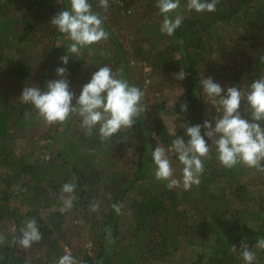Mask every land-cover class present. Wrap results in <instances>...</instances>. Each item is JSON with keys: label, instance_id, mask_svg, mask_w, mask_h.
<instances>
[{"label": "trees", "instance_id": "obj_1", "mask_svg": "<svg viewBox=\"0 0 264 264\" xmlns=\"http://www.w3.org/2000/svg\"><path fill=\"white\" fill-rule=\"evenodd\" d=\"M108 2L105 12L99 0H89L108 38L71 53L72 41L50 23L69 0H0V264H58L67 249L77 264H246L242 241L255 254L253 264H264V250L255 246L264 238V173L222 166L212 146L202 158L200 183L170 190L155 179L151 158L157 145L164 147L180 177L183 165L170 149L175 138L189 137L184 127L169 130L164 110L184 125L209 120L215 126L219 102L205 95L203 78L246 92L264 76V0H219L212 13L189 10L188 0H180L170 16L183 20L172 36L160 31L157 0ZM65 55L67 65L60 59ZM61 66L76 96L99 67L122 70L144 92V113L104 141L98 128L87 135L76 114L47 125L19 98L26 86L47 91ZM181 69L188 75L177 80ZM174 81L184 89L168 109L156 84ZM241 112L247 118L244 102ZM71 182L77 184L73 207L62 213L67 194L61 188ZM33 218L42 240L23 249L15 237Z\"/></svg>", "mask_w": 264, "mask_h": 264}, {"label": "clouds", "instance_id": "obj_2", "mask_svg": "<svg viewBox=\"0 0 264 264\" xmlns=\"http://www.w3.org/2000/svg\"><path fill=\"white\" fill-rule=\"evenodd\" d=\"M218 3L219 0H188L187 8L197 13H212L216 11ZM69 5L68 9L58 12L50 21L60 33L66 34L72 41L68 52L77 53L82 47L108 38L109 33L103 26V17L92 10L89 0H69ZM99 7L106 12L109 7L108 0H99ZM156 7L163 16L161 33L174 35L181 26L183 17L176 15L173 18L170 13L180 7V0H157ZM60 59L63 65H67L69 55ZM260 62L264 63V56L260 57ZM55 71L59 78L48 81L47 91L26 86L19 98L23 103L33 105L47 125L64 123L71 114H76L81 117L87 135H92L93 130L98 128L99 137L104 141L110 140L122 128H132L136 118L145 111L146 106L141 103L144 92L123 79L122 70L114 73L109 66L99 67L91 75L89 82L82 86L78 96L70 90V82L66 79L67 68L57 67ZM187 75L181 69L174 78L183 80ZM200 84L213 105L218 98V116L214 118V127L209 120H205L202 125H182L189 139L185 142L183 137H177L172 141L170 151L178 155L179 163L183 165L180 177L174 176V169L164 147L157 145L151 151L155 165L154 177L157 181H167L166 186L170 190L181 186L184 190H189L200 183V176L204 171L202 158L208 156L212 146L215 147L217 159L222 166L232 168L243 164L264 173V127L261 126V122H264V76L253 80L246 92L236 86L227 87L225 90L211 76L203 78ZM242 102L247 118L241 112ZM186 110L187 104H182L181 111ZM202 128L205 130L203 135ZM76 187L75 182L62 185L61 191L67 194L61 198L62 213L73 207ZM113 207L119 213L120 207ZM97 208L98 204H93L91 210L96 211ZM3 239L0 236V242ZM41 240L42 234L34 218L25 221L15 237V243L23 249H28ZM255 246L264 250V238L258 239ZM232 250L237 251V248L232 246ZM239 251L246 264H253L256 257L246 242H241ZM58 264H77V261L66 250L58 259Z\"/></svg>", "mask_w": 264, "mask_h": 264}, {"label": "rangeland", "instance_id": "obj_3", "mask_svg": "<svg viewBox=\"0 0 264 264\" xmlns=\"http://www.w3.org/2000/svg\"><path fill=\"white\" fill-rule=\"evenodd\" d=\"M232 32V38H237L238 37V33L239 32ZM229 41V48H234V42L233 40H227V42ZM233 53H235L234 49H233ZM233 53H230V55H232ZM214 57H211L212 60ZM225 58V57H224ZM220 60H223L222 58ZM214 63H216L214 61ZM215 65V64H214ZM144 68V71H146L148 68L147 67H143ZM218 78H221L220 76L216 75ZM147 83V81H146ZM156 88L158 91L157 95H162L163 97H165L167 99V102H166V106L167 108H173L175 103L177 102V98H178V95L183 91L184 89V86L181 82L179 81H174V82H168V83H165V84H160V82H158L156 84ZM156 90V91H157ZM155 94V88H154V85H153V95ZM163 117H164V120L166 122V124L168 125V128L171 132H174L180 128H183L182 125L183 122L181 121L180 117L178 116H173L171 114H168L166 112V110L163 111ZM75 241H77V239H75ZM77 245H79L78 242H75ZM81 245L85 246V245H88V243L84 240H81ZM66 249V248H65ZM67 251H70L67 249Z\"/></svg>", "mask_w": 264, "mask_h": 264}]
</instances>
